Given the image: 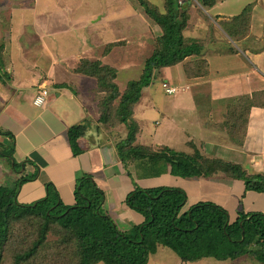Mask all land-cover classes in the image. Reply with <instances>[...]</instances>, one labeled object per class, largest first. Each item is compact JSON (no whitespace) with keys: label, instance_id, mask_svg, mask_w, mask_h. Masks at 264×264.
<instances>
[{"label":"trees","instance_id":"1","mask_svg":"<svg viewBox=\"0 0 264 264\" xmlns=\"http://www.w3.org/2000/svg\"><path fill=\"white\" fill-rule=\"evenodd\" d=\"M179 1L164 0V12H161L151 0H136L147 17L161 28L162 36L144 61L140 78L130 81L121 95L115 84V69L99 62H81L77 70L93 77L96 90L104 94L98 101V123L106 129L125 128L124 138L120 136L114 144L123 165L135 164L140 169L162 163L178 178L187 180H208L223 175L242 182L244 192L264 193V172L251 173L239 163L201 155L195 148L189 153L166 145L153 147L136 143L139 127L133 113L154 74L203 51L199 42L182 34L189 18L183 4L189 7L192 3L183 0L179 4ZM217 1L197 0L206 10ZM252 7L248 5L232 17L231 25L220 22L231 39L243 37L242 27L248 24ZM194 64L191 72L196 74L200 68ZM191 65H187L188 69ZM253 101L240 97L227 108L229 119L221 127L234 145L241 146L244 142ZM99 128H96L97 135ZM85 129L81 125L67 130L75 157L83 152L79 141L86 136ZM5 135L11 140V147L7 146L6 151L13 152L14 137L10 132ZM8 164L14 169L18 165L11 158ZM125 169L130 177L131 172ZM28 180L16 182L11 192L0 190V264H145L157 249L171 250L179 258V264L205 258L237 262L249 258L264 264L263 212H245L242 208L230 220L224 207L210 201H198L182 212L188 197L183 188H141L135 183L123 204L142 217V221L129 231H122L103 211L105 194L92 174L82 173L76 178L71 205L60 199L51 182L44 184L45 196L40 200L30 204L18 202L16 192Z\"/></svg>","mask_w":264,"mask_h":264},{"label":"rangeland","instance_id":"2","mask_svg":"<svg viewBox=\"0 0 264 264\" xmlns=\"http://www.w3.org/2000/svg\"><path fill=\"white\" fill-rule=\"evenodd\" d=\"M247 1L225 0L226 11L238 13L239 10L244 8L243 6L247 4ZM151 2L158 7L159 11L164 12V0H151ZM191 3L192 7L196 8L197 13L191 9L192 7L183 4V7L185 6L184 10L189 15L186 27L182 31L183 36L187 39L196 37L197 34L194 32L203 33L197 28L200 25L195 23L198 19L202 25H206L205 29L213 28L215 30L216 28V25H213L210 18L205 14V11L208 12L211 9L202 8L197 0H191ZM211 16L217 22L218 17H215L213 12H211ZM231 21L230 18L227 23L231 25ZM249 24L250 22L247 25L243 24V34L241 36L247 34ZM161 36V28L147 17L136 0H0V92L12 91L10 89L13 86L12 84L15 88H21V91H26L31 86H40L38 90L44 89L47 92L44 98V104H46V102L53 99V95H49L48 86L50 83L45 80L48 78V80L53 81L55 77H61V71L64 70L68 72L69 78L70 72L77 74L79 79H73L76 83L73 86H80L82 81L88 80L85 77L90 76L81 73L77 69L82 65V61H89L99 62L100 65L105 64L115 69V84L121 95L130 81L140 78L144 61L157 47ZM246 57L253 60L248 54H246ZM180 67L182 68V65ZM186 69L184 71L188 73ZM176 71V69L159 70L157 75L154 74L151 82L152 86L145 88L141 101L133 113L139 127L136 143L149 144V146L155 147L156 143L166 144V142H169L170 145H173L174 150H179L185 147L179 142L182 143L185 140L187 130L197 140L198 138L202 140V137L197 138V133L200 132L202 126L209 125V128L207 127L209 133L206 136L208 141L210 138H214L213 142L217 141V145L221 146V150L225 146L236 150L234 144L229 140L226 130L221 127V124L225 123L229 116L225 114V118L217 122L208 117L206 118L207 108L197 101L198 97H196L195 92L205 91L209 93V85H212L209 83L212 80L191 79L186 82V86H181L182 84L178 83L180 81H177ZM179 72H182L180 68L176 73ZM17 76L26 78L27 82H22L21 87H18L21 81ZM85 85L90 87L86 81ZM168 90L172 92L169 93ZM23 99L24 97L20 95H14L12 104L10 100V105L22 109V115H26L29 109L26 108ZM118 101L119 99L114 103ZM62 103H68V100H60L59 108H61ZM203 104L205 105V103ZM213 106L216 107L217 105ZM97 110L99 113L98 103ZM82 112L84 113V110ZM236 118L233 119V122ZM169 119L174 126L173 131L167 129ZM94 122L93 119L79 114V119L77 118L74 125L71 126H86L85 131H87V134L85 137L83 136L81 142L84 139L90 141L91 144L93 140L96 144L106 143L103 134L99 133L100 135L97 136ZM217 123H220L219 126H215ZM119 127L116 129L105 128L111 135L112 142L110 143L113 144V147L115 143H118L116 141L120 140V136L124 138L123 136L126 134L125 128ZM176 127H181L182 130L177 132ZM240 129L242 128L240 127ZM121 130L123 131L121 132ZM1 138L0 162L2 165H5V163L8 165L9 155L12 156L13 152L10 149L6 151L8 148L7 137L1 136ZM7 140L10 141L8 138ZM8 145L10 144L8 143ZM80 146L82 148L84 144L80 143ZM112 151H114L112 153L114 159L116 150ZM110 152L99 150L97 156L94 155V152L89 153L88 158L91 157L90 168L93 169L91 172L101 171L106 162L108 165L111 163ZM222 157L228 158L229 155L224 154ZM231 158L236 160L237 155L231 156ZM256 160L257 158L252 161V165L255 164ZM246 161L245 157H242L241 162L244 164ZM22 162L16 165V172L19 169L22 170ZM234 162L240 163V161ZM115 167L119 173H122V169L126 170L125 167H127V171L131 172L129 179L132 186L136 183L141 188L179 187V182L180 187L185 189L188 195L182 212L198 201H210L224 207L230 215V220H234L237 213L243 208L241 206L242 200L239 197L243 183L231 179L219 178L214 180V178H209L205 180L201 178L192 180V182L182 179L184 180L182 183L181 178H178L173 172L171 173L169 166L162 163L151 166L146 165L139 169L135 164L123 165L117 159ZM2 173L3 180L10 183L14 175L12 166L4 167ZM78 176H81V174ZM101 176L93 177L97 186L104 189L108 201H105L103 211L109 213L120 230L129 231L139 223L142 217L126 207L119 199L115 200V204L113 202L115 195L112 194V190L115 191L117 188L112 183L117 179H124V177L105 182V176ZM27 177L25 174L22 180H26ZM31 181H34L33 178L30 181H23L16 192V199L19 197L20 189L26 183H33ZM17 182H21L20 179ZM145 264H179V258L169 249H157L149 256ZM189 264L258 263L249 258L241 259L238 262L205 258L199 262Z\"/></svg>","mask_w":264,"mask_h":264},{"label":"crops","instance_id":"3","mask_svg":"<svg viewBox=\"0 0 264 264\" xmlns=\"http://www.w3.org/2000/svg\"><path fill=\"white\" fill-rule=\"evenodd\" d=\"M248 5H252L253 7L248 19L250 22L249 29L245 36L233 40L223 30L219 22H227V20L238 15L243 9L239 10L238 13L226 11L225 0H220L213 5L210 11H205V14L210 18L213 25H216L215 30L213 28L205 29L206 25H202L199 19L195 22L200 25L197 28L203 31L201 34L194 32L197 36L193 38L195 41L203 44L202 54L199 56H191L183 63L181 62L161 70L176 69V72H178L180 68V71L183 73L175 72V74L177 81H180L178 83L182 84L181 86H186V82L191 79L212 80L211 83H209L212 84L209 85V93L205 91L195 93L200 105L207 108L208 113L207 115L205 114V117L215 120V122L224 119L225 114L227 115V108L229 105L235 104L240 97L246 96L250 99H254L253 106L250 109L244 142L241 146L234 145L236 150H232V148L227 146L221 150V146L217 145L218 142H213L214 138H210L208 141L206 136L209 133L207 130L209 125L202 126L199 130L200 132L197 133V138L202 137V140L199 138L197 140L193 137L192 133L187 130V132H185V140L182 143L179 142V144L185 147L179 150L191 153L195 148L201 155L219 157L226 161H240L239 164L249 172L263 173L264 0H248L247 4H244L243 7ZM189 7H192V5ZM191 9L195 10V13H197L196 8L192 7ZM211 12H213L215 17H218L217 22H215L213 19L214 17L211 16ZM189 23L190 21L188 24ZM194 30H196V28H194ZM246 54L253 60L246 57ZM197 62L199 63L196 65ZM190 64L192 65L188 69L187 65ZM193 64L194 67L198 66L200 68L196 74L191 72ZM181 65L182 68L180 67ZM23 69L25 68L23 67ZM184 69H186L188 73H185ZM26 71L28 70L26 69ZM63 72L61 71V77L57 76L53 81L48 80V78L45 80L50 83L48 92L49 95H53V99L40 107L34 105L33 102L35 96L41 91V89L38 90L40 87L38 85V87L35 85L29 87L26 91H21V88H15L14 84H12L13 86L10 88L12 91L0 92V140L2 139L1 136H5L9 139V136L5 135V133L10 132L14 137V151L9 158H11L12 161H16V163L23 161L21 163V171L19 169L16 172L12 167L14 169V175L10 183L4 181L2 178L3 168L10 166L9 164L7 165V163H5L6 166L2 165L0 162V190L11 192L18 179L22 180L26 174L29 181L31 178H33L34 181H31L33 183H26L24 187L20 189L18 193L19 197L17 196L18 202L30 204L40 200L45 195L44 184L46 182H51L61 197L60 199L66 205H71L74 203L73 190L76 178L79 174L89 173L97 177H102L101 175H104L105 182L124 177V179H117L112 183V185L117 188L115 191L112 190V194L115 195L113 199L114 204L117 199L123 203L127 193L131 191L133 186L127 174L124 173L125 170L122 169V173L116 171L115 165H117L118 157L116 153L114 159L112 156L114 152L112 150H115V147L110 143L112 142L111 135L98 123L99 113L97 110V103L103 94L96 90V81L94 78L85 77L88 79L85 81L90 87L85 85V81H82V85L74 87L73 85H76V83L73 79H79L77 74H72L70 72L69 78L68 72L64 70ZM17 78L21 81L18 87H21L22 82H27L25 80L26 78L21 76H17ZM14 95L24 97L23 100L26 104V108L29 109L26 115H22V109L10 105V100L12 104ZM62 99L68 100V103H62L61 108H59V101ZM203 103H205V105ZM215 104L217 105L216 107L213 106ZM83 110L84 113L82 112ZM222 112H224V114H222ZM79 114L80 116L83 115L95 121V129L100 127L99 133L103 134L106 143L96 144L93 140L91 144L89 143L90 141H85L83 139L81 142L80 140L79 144H84V147H82L83 153L75 157L72 154L68 142L67 128L74 125L77 118L79 119ZM18 116L21 117L18 118ZM219 124L220 123H217L215 126H219ZM173 128L172 121L169 119L167 129L173 131ZM176 129L177 132L182 130L181 127H176ZM7 138L6 143L8 142L11 145V140L9 139L10 141H8ZM8 143L7 146H9ZM170 144L169 142H166V144L156 143V146L166 145L174 149L173 145ZM99 150L111 151V163L108 165L106 162L101 171L97 170L96 172H91L93 169L90 168L91 157L88 158L89 153L94 152V155L97 156ZM224 154L229 155V157H222ZM236 155V160H233L231 156ZM242 157H245L247 160L244 164L241 162ZM256 158L255 164L252 165V161ZM219 178L225 177L221 175L214 180ZM180 181L183 183L184 180L181 179ZM190 181L192 182V180ZM239 183L242 184V182ZM178 186L180 187L179 182ZM102 190L104 191V189ZM239 197L242 200L241 205L245 212L259 211L264 213V193L253 191L244 192L243 186ZM105 201H107L106 195L104 205ZM141 221L142 219L139 220V223Z\"/></svg>","mask_w":264,"mask_h":264},{"label":"built area","instance_id":"4","mask_svg":"<svg viewBox=\"0 0 264 264\" xmlns=\"http://www.w3.org/2000/svg\"><path fill=\"white\" fill-rule=\"evenodd\" d=\"M168 92L170 93L172 91L168 90ZM46 95H47L46 90L41 89V91L38 93V95L36 96V98L34 100V105L39 106V107L43 106L44 98L46 97Z\"/></svg>","mask_w":264,"mask_h":264},{"label":"clouds","instance_id":"5","mask_svg":"<svg viewBox=\"0 0 264 264\" xmlns=\"http://www.w3.org/2000/svg\"><path fill=\"white\" fill-rule=\"evenodd\" d=\"M180 3H182V2L180 1L179 4H180ZM149 86H152V84H150ZM149 86H148V87H149ZM140 101H141V99H140Z\"/></svg>","mask_w":264,"mask_h":264}]
</instances>
